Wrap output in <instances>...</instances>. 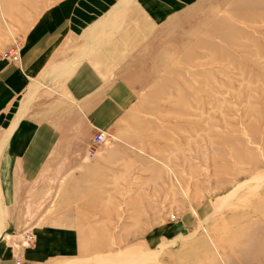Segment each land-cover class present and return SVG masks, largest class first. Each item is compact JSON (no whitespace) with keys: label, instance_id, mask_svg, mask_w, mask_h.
Masks as SVG:
<instances>
[{"label":"rangeland","instance_id":"1","mask_svg":"<svg viewBox=\"0 0 264 264\" xmlns=\"http://www.w3.org/2000/svg\"><path fill=\"white\" fill-rule=\"evenodd\" d=\"M46 1L0 0V23ZM132 1L113 23L156 42L124 62L132 98L93 147L106 200L78 216L80 255L41 264H264V0H200L157 26Z\"/></svg>","mask_w":264,"mask_h":264},{"label":"crops","instance_id":"2","mask_svg":"<svg viewBox=\"0 0 264 264\" xmlns=\"http://www.w3.org/2000/svg\"><path fill=\"white\" fill-rule=\"evenodd\" d=\"M122 1L50 0L31 23H0V264L83 251L81 212L98 213L108 187L106 151L86 163L93 133L118 122L132 98L124 62L156 42L140 23H113ZM198 1L131 4L157 26ZM29 229L34 241L22 247Z\"/></svg>","mask_w":264,"mask_h":264},{"label":"built area","instance_id":"3","mask_svg":"<svg viewBox=\"0 0 264 264\" xmlns=\"http://www.w3.org/2000/svg\"><path fill=\"white\" fill-rule=\"evenodd\" d=\"M18 47H15L12 53L10 54V59L11 61H17L18 60ZM108 140V135L107 132L104 130H99L97 133H95L94 137L92 138L91 144H90V150H89V155H93V147L100 145V144H105ZM34 233L32 232L31 229L25 231L21 237V242L20 245L22 247H27L30 246L33 241H34ZM16 264H21V261L19 258H16L15 261Z\"/></svg>","mask_w":264,"mask_h":264},{"label":"bare ground","instance_id":"4","mask_svg":"<svg viewBox=\"0 0 264 264\" xmlns=\"http://www.w3.org/2000/svg\"><path fill=\"white\" fill-rule=\"evenodd\" d=\"M131 252H132V251H131ZM134 252H135V253H134ZM132 253L136 254L135 256H136V258H137V252L133 250ZM132 253H131V254H132ZM131 254L129 253V257H128V258L132 257ZM134 254H133V255H134ZM130 255H131V256H130ZM106 259H107V258H106ZM108 259H110V258H108ZM117 260L120 261L119 259H117ZM117 260H116V261H117ZM127 260H129V259H127ZM130 260H131V258H130ZM107 261H109V260H107ZM107 261H106V262H107ZM110 261H112V259H111ZM110 261H109L108 263H110ZM113 261H114V260H113ZM125 261H126V260H125ZM104 262H105V261H104ZM121 262H122V261H121ZM121 262H120V263H121ZM127 262H128V261H127ZM131 262H132V260H131ZM102 263H103V262H102ZM108 263H107V264H108ZM96 264H99V263H96ZM103 264H105V263H103ZM110 264H112V262H111ZM116 264H117V263H116Z\"/></svg>","mask_w":264,"mask_h":264}]
</instances>
